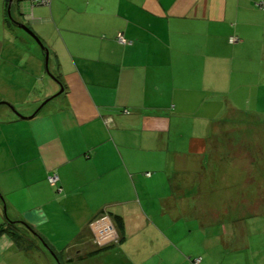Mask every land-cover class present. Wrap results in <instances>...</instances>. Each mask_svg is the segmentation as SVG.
Masks as SVG:
<instances>
[{"label": "crops", "instance_id": "1", "mask_svg": "<svg viewBox=\"0 0 264 264\" xmlns=\"http://www.w3.org/2000/svg\"><path fill=\"white\" fill-rule=\"evenodd\" d=\"M261 4L52 0L24 16L37 21V11L50 31L44 51L56 83L39 91L32 68L10 74L0 64V264H264V246L253 248L245 224L264 218V188L248 202L230 198L244 210L233 233L230 215L213 210L217 163L230 171L237 153L248 155L237 141L225 148L232 123L258 126L243 104H264ZM173 38H186L194 53L172 50ZM204 104L227 111L200 116ZM209 118L232 131H215ZM100 215L116 233L122 220L120 241L105 249L89 228ZM214 238L219 244H209Z\"/></svg>", "mask_w": 264, "mask_h": 264}, {"label": "rangeland", "instance_id": "2", "mask_svg": "<svg viewBox=\"0 0 264 264\" xmlns=\"http://www.w3.org/2000/svg\"><path fill=\"white\" fill-rule=\"evenodd\" d=\"M8 1L9 0H7V4ZM7 4L4 1L0 0V64L1 66L3 65L2 67L7 68L5 70L11 72L10 74L17 71L18 69H21V66L23 64L29 66V68H32L31 71L38 77L36 80V89H38L39 91L45 89L46 82H48L49 80L56 83V79L50 72L51 69L48 65V60L45 61L46 55L44 49H50L48 44L51 37V34H48L50 33V31H47L48 27L46 26V23L43 22V20H38L39 16H37V11L35 12L37 21L30 22L26 20L28 18L27 14L29 11L24 0H12L9 14H7ZM24 16L26 17V19L24 18ZM28 20H30V18ZM16 24L23 25L34 37L29 35L24 30L19 29ZM179 41L180 43L177 42V38H173L172 43H170L172 50L180 51L183 54H191V52L194 53V50H191L192 48L190 41H187L186 38H183V40ZM75 45L76 51L85 53L87 45H82L79 42H77ZM178 46H180L181 48H179ZM66 48L67 46L64 48L67 52ZM97 49L98 48L92 49V51L95 53ZM204 69L205 67H200V72ZM220 79L221 78H218L217 80ZM202 80L203 78L200 74L198 77L200 87L203 85ZM56 99L57 97L52 99V101H48V103L54 102V100ZM201 105L202 104H200V106ZM205 105L206 104H204V107H202L200 110V116L201 114L213 113L210 109L207 108L214 109V112L220 111L218 113L220 115H217L216 119L219 116H224V114L226 113L225 110L227 111V104H213L208 105L207 108L205 107ZM3 106L5 105H1L0 107ZM6 107L8 106L6 105ZM243 109L244 110L242 111L245 113V115L250 117L251 120L254 121V123L258 126H255L254 124L253 126H249L247 124L243 128V125L233 126L232 123V127H234L235 129L232 131L233 128L226 129L228 128L227 125L223 123L219 124V122H216V120L213 118H209L208 120H213L212 124L216 123V125H219L216 126L215 131L220 130L221 134L225 131H232V133H228L227 136H231V139L234 140H231V142L225 141V148H227L228 145L229 148H232V141H237L242 144L240 146V149L247 152L248 154L241 157L243 158L241 159L240 155L237 153L235 158H233L231 160V163L229 164L230 171L226 169L227 166H225L226 164L224 162L217 163L213 174L214 182L219 185L214 194L215 200L221 201L217 206H215V208H213V210L216 214L220 213L223 214V216L230 215L229 218L232 220L226 222V224H228L229 226L225 227V229H228L231 233H233L234 231L235 223L238 222V217L243 214L244 210L243 207H239V204H237L238 201L232 202L230 204V198H247L246 200L248 202L253 196H256L257 193H261L262 189L264 188V172H250V169L253 168L254 165L256 168L261 166L264 167V104H243ZM127 110L128 109L126 108V111ZM183 117L185 116L183 115ZM261 122L262 125L259 126ZM240 129L242 130V132L240 134H236V132L241 131ZM260 139L262 140L260 141ZM227 142L229 144H227ZM222 148L223 145L221 149ZM233 166H235L236 168L233 169ZM245 178L246 181H244ZM240 184L241 189L239 190ZM243 191H245L246 197L243 195ZM254 209L255 208L253 205L250 208L251 212L254 211ZM236 219L237 221L234 222ZM246 222L248 223L245 224L249 227L247 229L248 242L252 243L253 248H255L254 246H257L258 248L264 246V218L251 217L248 218ZM22 228L25 227L23 226ZM153 228H155V226L153 224L150 225V230H152ZM172 228H174V226H172ZM216 229L219 230L218 228ZM149 240H151V243H153L154 246L159 247H161L163 245L162 242H164L163 240L161 241V239H159L158 235L156 234H152L149 237L148 241ZM139 242L140 238L135 237L132 240L131 244L133 247H136V245L140 244ZM185 244L191 245L192 238L186 237ZM209 244H219V241L214 238L213 241L209 240ZM206 246L209 245L206 243ZM167 254H169V252H167ZM49 255L51 254L49 253ZM167 257L169 260H177L176 257ZM133 259H135V255L133 256L131 254V260Z\"/></svg>", "mask_w": 264, "mask_h": 264}, {"label": "built area", "instance_id": "3", "mask_svg": "<svg viewBox=\"0 0 264 264\" xmlns=\"http://www.w3.org/2000/svg\"><path fill=\"white\" fill-rule=\"evenodd\" d=\"M4 1V0H1ZM25 4L29 10L27 16V19L32 18V9L36 6H43L48 7L51 4L52 0H24ZM262 7H264V4H261ZM118 42L122 44H126V40H124L122 37H118ZM230 43H233L234 39L229 40ZM58 182V178L55 175H51L48 177V183L51 186H56ZM89 228L91 229L92 233V244L95 245L97 248H104L107 246H110L112 244H115L119 241V236L116 233L113 225L108 219V216L101 215L98 217L97 220L92 222L89 225Z\"/></svg>", "mask_w": 264, "mask_h": 264}, {"label": "water", "instance_id": "4", "mask_svg": "<svg viewBox=\"0 0 264 264\" xmlns=\"http://www.w3.org/2000/svg\"><path fill=\"white\" fill-rule=\"evenodd\" d=\"M11 2H12V0H9L8 1V4H7V14H9V9H10V6H11ZM17 25V27L19 28V29H22V30H24L25 32H27L29 35H31V36H33L23 25H21V24H16ZM34 37V36H33ZM46 60H47V57H46ZM62 88H60V90H59V92L57 93V94H55L54 96H52L51 98H49L48 100H46L45 102H44V104H46L48 101H50L51 99H54L55 97H57V96H59V94H61L62 93ZM20 117V116H19Z\"/></svg>", "mask_w": 264, "mask_h": 264}, {"label": "trees", "instance_id": "5", "mask_svg": "<svg viewBox=\"0 0 264 264\" xmlns=\"http://www.w3.org/2000/svg\"><path fill=\"white\" fill-rule=\"evenodd\" d=\"M4 2L7 4V0H4ZM101 216V215H100ZM99 216V217H100ZM114 224H115V227H116V229H117V234H118V232H119V234H118V236L120 235V233H121V230H122V220L120 219V218H115V221H114ZM17 242H19V239L16 237V236H12ZM120 237V236H119ZM119 241H120V239H119ZM111 246V245H110ZM110 246H107L106 248H108V247H110ZM101 249V248H100ZM102 249H105V247L104 248H102Z\"/></svg>", "mask_w": 264, "mask_h": 264}]
</instances>
